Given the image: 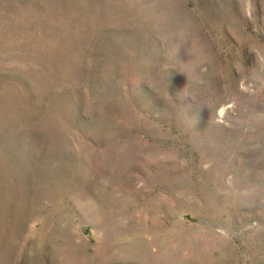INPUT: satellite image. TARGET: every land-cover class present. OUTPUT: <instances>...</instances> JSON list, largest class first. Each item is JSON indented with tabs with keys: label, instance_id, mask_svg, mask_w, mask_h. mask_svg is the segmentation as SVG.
Instances as JSON below:
<instances>
[{
	"label": "rangeland",
	"instance_id": "374dc122",
	"mask_svg": "<svg viewBox=\"0 0 264 264\" xmlns=\"http://www.w3.org/2000/svg\"><path fill=\"white\" fill-rule=\"evenodd\" d=\"M0 264H264V0H0Z\"/></svg>",
	"mask_w": 264,
	"mask_h": 264
}]
</instances>
